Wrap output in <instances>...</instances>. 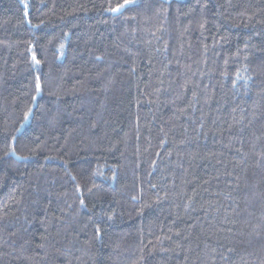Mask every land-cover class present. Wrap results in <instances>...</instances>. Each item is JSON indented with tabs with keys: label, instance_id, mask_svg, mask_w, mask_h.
<instances>
[{
	"label": "trees",
	"instance_id": "obj_1",
	"mask_svg": "<svg viewBox=\"0 0 264 264\" xmlns=\"http://www.w3.org/2000/svg\"><path fill=\"white\" fill-rule=\"evenodd\" d=\"M124 3L0 0V264H264V0Z\"/></svg>",
	"mask_w": 264,
	"mask_h": 264
},
{
	"label": "snow or ice",
	"instance_id": "obj_2",
	"mask_svg": "<svg viewBox=\"0 0 264 264\" xmlns=\"http://www.w3.org/2000/svg\"><path fill=\"white\" fill-rule=\"evenodd\" d=\"M134 2V0H125L124 4H120L116 9H112L113 11H120L123 9L127 4ZM37 90H39V84H37ZM27 118V117H26Z\"/></svg>",
	"mask_w": 264,
	"mask_h": 264
}]
</instances>
